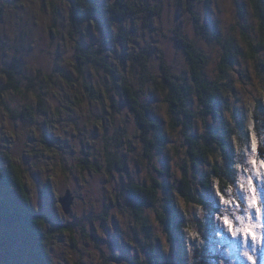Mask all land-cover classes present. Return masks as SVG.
Listing matches in <instances>:
<instances>
[{"label":"rangeland","instance_id":"374dc122","mask_svg":"<svg viewBox=\"0 0 264 264\" xmlns=\"http://www.w3.org/2000/svg\"><path fill=\"white\" fill-rule=\"evenodd\" d=\"M159 1L164 11L150 26L140 15L118 20L102 12L98 23L82 24L77 31L70 20V0H0V165L14 163L22 169L33 207L46 217L43 229L51 264H126L112 257L133 258L154 249H162L167 264H264V162L257 150L264 138L260 119L264 117V67L248 54L240 56L222 80L230 85L223 91L224 116H199L190 133L202 134L207 124L233 130L232 191L219 197L217 191L211 195L194 183L193 192L213 202V207L188 203L179 191H170L183 226L170 231L171 240L157 209L133 202L125 190L131 180L149 185L156 177L169 185L181 178L183 167L191 171L182 127L171 128L164 94L141 79V66L129 54L149 46L152 73H159L164 56L174 72L190 78L186 54L176 42L178 33H186L207 55L206 77L217 81L223 45L233 41L248 53L244 36L254 43L258 39L259 20L249 0L149 3ZM191 3L212 33H198ZM121 30L127 32L126 39L118 37ZM105 36L116 38L107 50L101 48ZM83 49L100 52L97 55L117 70V78L97 62L82 64ZM258 55L264 59V50ZM13 67L18 71L16 89L8 75ZM124 78L154 106L155 118L163 125V148H155L151 157L145 154L139 126L124 98ZM86 84L96 92L92 94ZM40 96L47 113L40 110ZM113 101L120 110L113 109ZM26 105L34 108V119L13 114ZM191 105L199 114L197 101ZM87 161L96 162L100 169L88 168ZM122 162L126 171L119 168ZM215 164L225 168L220 151L191 171L194 181ZM156 167L169 175L160 174ZM68 189L75 195L70 214L59 203ZM164 202L161 199L159 209ZM136 208L147 218L149 230L137 219ZM214 253L220 256L215 259L210 255Z\"/></svg>","mask_w":264,"mask_h":264},{"label":"trees","instance_id":"16d2710c","mask_svg":"<svg viewBox=\"0 0 264 264\" xmlns=\"http://www.w3.org/2000/svg\"><path fill=\"white\" fill-rule=\"evenodd\" d=\"M249 1L259 20L257 42L254 43L249 35L244 36L245 43L250 49L248 53L243 52L233 41L224 44L219 65L220 79L217 81H210L206 77L207 55L198 46L196 39L186 33H178L176 42L186 54L190 65L188 71L190 78L177 71L174 72L173 65L164 56H161L159 73H152L150 71L152 48L149 46L129 54L132 61L139 63L141 66V79L164 94L171 116V128L176 130L178 127H182L181 133L187 141L186 152L190 160L191 171L197 170L203 163L208 162L210 157L214 156L217 151H220L222 157L226 160L225 168L215 164L210 171L197 181L192 178L194 175L191 174V171L183 167L181 178L173 184L165 185L160 179L153 177L149 185L133 180L128 185H125V190L133 202L151 205L157 209V218L164 230L169 233L173 229H183L181 211L170 191L176 189L188 203L194 202L213 207V202L202 199L193 192L196 188L194 183H198L197 185L202 186L211 195L214 191H217L219 197L227 195V192L232 191V188H234L233 176L235 167L233 153L236 136L233 130H222L220 127L207 124L202 134L196 136L190 133L194 128L197 117L207 114L216 118L224 116L226 106L224 104L223 91L225 89L228 90L227 86L230 85L227 81L222 80L227 77L230 68L233 67L234 62L240 56L248 54L255 60L256 65L264 67V59L258 55L261 50H264V0ZM70 2V20L77 31L80 30L82 24L98 23L97 16L102 12L118 20H124L133 15H140L143 17L145 25L150 26L152 20L162 15L164 11V6L160 1L156 4H150L149 0L139 3H132L128 0H113L107 3H97L96 0H70ZM190 11L195 15V25L199 29L198 33H212L209 28L206 29L207 27L200 19L201 17L194 11L193 3L190 5ZM118 37L126 39L127 32L121 30L118 33ZM114 40L116 38L105 36L102 40L101 48L104 50L109 49V44ZM83 50L85 51V60L81 61L82 64L97 62L103 65L114 79L117 78V70L107 60L97 55L101 54L100 52L96 54L86 49ZM17 74L18 71L14 67L8 70L11 84L15 89L17 88ZM86 87L94 94L95 90L91 85L86 84ZM122 88L127 105L139 126V135L146 151L145 154L151 157L155 148H163V125L159 119L155 118L154 106L140 97L130 80L124 78ZM39 99L41 101L40 110L47 113L48 110L42 97L40 96ZM193 100H196L200 106L199 114L192 108L191 103ZM111 106L113 109L120 110L118 103L115 101L112 102ZM12 112L16 117L35 118V110L30 105H26L21 113H18L17 110ZM260 119L264 126V117H260ZM257 135L259 137V132H257ZM119 141L120 144H123L120 138ZM257 150L259 159L264 162V138L258 141ZM111 155L112 153L107 151V157L110 162H112ZM87 162L89 163V161ZM9 165L5 167L0 165V264H51L45 245L48 234L43 229L46 217L44 214L38 213L33 207L30 192L23 179L22 169L20 170L14 163ZM88 168L100 169L96 162H90ZM119 168L122 171L127 170V166L123 162L119 165ZM156 169L160 174L169 175V171L158 167ZM161 199L165 201L162 206L163 209L158 207ZM134 212L137 219L143 222L144 226H142L149 230L150 225L142 211L136 208ZM168 213L170 216H168ZM69 230L71 231L72 229L70 228ZM170 237L173 240L172 233H170ZM174 240L179 242L178 237H175ZM210 255L216 259L220 256V253ZM112 258L119 263L124 262L126 264H167V259L163 255L162 249H154L145 255L140 252L133 258L125 254H116Z\"/></svg>","mask_w":264,"mask_h":264},{"label":"water","instance_id":"95a60500","mask_svg":"<svg viewBox=\"0 0 264 264\" xmlns=\"http://www.w3.org/2000/svg\"><path fill=\"white\" fill-rule=\"evenodd\" d=\"M74 201H75V195L72 193L70 189L66 191V195H63L59 198V203L61 204L66 214L71 213Z\"/></svg>","mask_w":264,"mask_h":264},{"label":"clouds","instance_id":"9594fccd","mask_svg":"<svg viewBox=\"0 0 264 264\" xmlns=\"http://www.w3.org/2000/svg\"><path fill=\"white\" fill-rule=\"evenodd\" d=\"M45 3H46V0H45ZM60 88L62 89V88H63V86H62V85H60ZM33 103H34V100H33Z\"/></svg>","mask_w":264,"mask_h":264}]
</instances>
